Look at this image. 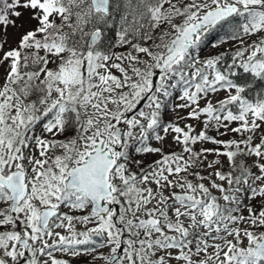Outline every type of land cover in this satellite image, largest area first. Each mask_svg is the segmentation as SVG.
I'll list each match as a JSON object with an SVG mask.
<instances>
[{
    "label": "snow or ice",
    "instance_id": "snow-or-ice-1",
    "mask_svg": "<svg viewBox=\"0 0 264 264\" xmlns=\"http://www.w3.org/2000/svg\"><path fill=\"white\" fill-rule=\"evenodd\" d=\"M82 254L264 264V0H0V264Z\"/></svg>",
    "mask_w": 264,
    "mask_h": 264
},
{
    "label": "rangeland",
    "instance_id": "rangeland-1",
    "mask_svg": "<svg viewBox=\"0 0 264 264\" xmlns=\"http://www.w3.org/2000/svg\"><path fill=\"white\" fill-rule=\"evenodd\" d=\"M253 39H255V37H253ZM227 48H228V45L227 44H225L223 47H221L219 49H213L209 45V47L205 48V50L202 53V55H205L206 56V55H209V54H214L217 51H223V50H225ZM115 51L119 53V52L125 51V49L117 48V49H115ZM113 71H115V70H113ZM117 75H119V73H117ZM171 118H172V115L169 114V116L167 117V119H171ZM191 123H195V122L192 121ZM210 134H213V133H210ZM224 138L226 139L228 137H224ZM208 146L211 147V145H208ZM154 159H156V157L149 156V157L146 158V162H151ZM210 159H211V157H210ZM76 214H82V213H76ZM57 255L60 256L61 254L57 253ZM86 255H88V254H82V255H80L78 257H64V258L70 260V264H78V261H80L79 264H92L91 257L86 256ZM85 257H87V260L84 263H82L81 259L82 258H85Z\"/></svg>",
    "mask_w": 264,
    "mask_h": 264
},
{
    "label": "flooded vegetation",
    "instance_id": "flooded-vegetation-1",
    "mask_svg": "<svg viewBox=\"0 0 264 264\" xmlns=\"http://www.w3.org/2000/svg\"><path fill=\"white\" fill-rule=\"evenodd\" d=\"M103 251L105 252V254H107V249H106V248H105V249H103ZM86 256H89V257H91V255H90V254H88V255H86ZM86 260H87V257H85V258H82V259H81L82 263H84ZM91 260H92V257H91ZM79 262H80V261H78V264H79ZM92 264H93V262H92Z\"/></svg>",
    "mask_w": 264,
    "mask_h": 264
}]
</instances>
